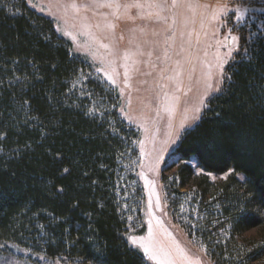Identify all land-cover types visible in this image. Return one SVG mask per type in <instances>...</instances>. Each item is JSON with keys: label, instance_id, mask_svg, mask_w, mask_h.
Segmentation results:
<instances>
[{"label": "trees", "instance_id": "1", "mask_svg": "<svg viewBox=\"0 0 264 264\" xmlns=\"http://www.w3.org/2000/svg\"><path fill=\"white\" fill-rule=\"evenodd\" d=\"M241 42L160 176L188 237L180 206L193 195L205 212L197 231L212 264L264 260V38ZM118 104L49 17L26 0H0V243L67 263L149 264L125 237L143 191L138 134ZM214 213L228 239L209 242ZM252 228L263 230L252 257L232 253L235 236Z\"/></svg>", "mask_w": 264, "mask_h": 264}, {"label": "rangeland", "instance_id": "2", "mask_svg": "<svg viewBox=\"0 0 264 264\" xmlns=\"http://www.w3.org/2000/svg\"><path fill=\"white\" fill-rule=\"evenodd\" d=\"M75 1L26 3L49 17L56 32L69 42L70 53L81 56L94 77L115 91L123 120L138 134L136 176L143 195L140 219L128 217V244L149 264H212L197 231L205 212L193 195L180 206L179 217L193 229L188 237L167 209L161 170L182 134L195 125L220 89L224 67L241 41L264 38V0H210L211 6L205 4L206 9L197 11L188 4L181 5L184 10L170 11L166 0ZM194 12L198 16L192 20ZM210 177L217 180L224 175ZM211 217L209 242L228 239L226 218L221 213ZM262 231L252 228L236 235L231 252L252 257L251 245ZM0 264L82 263L50 260L25 246L4 242Z\"/></svg>", "mask_w": 264, "mask_h": 264}, {"label": "crops", "instance_id": "3", "mask_svg": "<svg viewBox=\"0 0 264 264\" xmlns=\"http://www.w3.org/2000/svg\"><path fill=\"white\" fill-rule=\"evenodd\" d=\"M166 6L168 7V9L170 11H173V10H184L185 8L184 7V4H188L190 9L193 11V10H198V9H202L204 7V9H206V5L208 6H211V2L210 0H166ZM251 2V0H248V2ZM259 2V1H258ZM252 3V2H251ZM206 4V5H205ZM183 5V7L181 6ZM166 7V8H167ZM203 10V9H202ZM195 11V12H196ZM195 12L194 14L192 15V20H193V16L197 17L198 14L195 15ZM217 13V12H216ZM196 20V19H194Z\"/></svg>", "mask_w": 264, "mask_h": 264}, {"label": "built area", "instance_id": "4", "mask_svg": "<svg viewBox=\"0 0 264 264\" xmlns=\"http://www.w3.org/2000/svg\"><path fill=\"white\" fill-rule=\"evenodd\" d=\"M227 44H228V45H230V44H231V42H230V40H229V39H227Z\"/></svg>", "mask_w": 264, "mask_h": 264}, {"label": "bare ground", "instance_id": "5", "mask_svg": "<svg viewBox=\"0 0 264 264\" xmlns=\"http://www.w3.org/2000/svg\"><path fill=\"white\" fill-rule=\"evenodd\" d=\"M114 1H117V0H113V2H114ZM75 2H77V0H76ZM75 2H74V3H75ZM74 3H73V4H74ZM75 9H76V8H74V10H75Z\"/></svg>", "mask_w": 264, "mask_h": 264}, {"label": "snow or ice", "instance_id": "6", "mask_svg": "<svg viewBox=\"0 0 264 264\" xmlns=\"http://www.w3.org/2000/svg\"><path fill=\"white\" fill-rule=\"evenodd\" d=\"M133 7H135L136 5H132Z\"/></svg>", "mask_w": 264, "mask_h": 264}]
</instances>
